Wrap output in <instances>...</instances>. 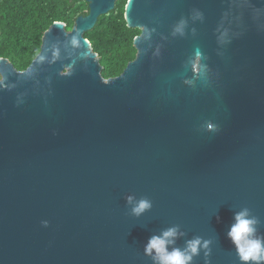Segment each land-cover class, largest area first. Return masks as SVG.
Here are the masks:
<instances>
[{
    "label": "water",
    "instance_id": "obj_1",
    "mask_svg": "<svg viewBox=\"0 0 264 264\" xmlns=\"http://www.w3.org/2000/svg\"><path fill=\"white\" fill-rule=\"evenodd\" d=\"M85 1L26 70L0 58V264H160L153 238L256 264L229 232L247 210L264 242V0H128L110 79L85 34L119 0Z\"/></svg>",
    "mask_w": 264,
    "mask_h": 264
},
{
    "label": "trees",
    "instance_id": "obj_2",
    "mask_svg": "<svg viewBox=\"0 0 264 264\" xmlns=\"http://www.w3.org/2000/svg\"><path fill=\"white\" fill-rule=\"evenodd\" d=\"M127 2L117 1L115 9L100 17L96 26L85 34L99 55L105 79L120 76L137 55L134 41L142 31L128 26ZM73 3L69 0H0V58L8 59L18 71L26 70L40 53L45 32L55 22L65 23L67 30H71L67 15L80 7L79 4L74 7ZM82 15L84 13L75 21Z\"/></svg>",
    "mask_w": 264,
    "mask_h": 264
},
{
    "label": "clouds",
    "instance_id": "obj_3",
    "mask_svg": "<svg viewBox=\"0 0 264 264\" xmlns=\"http://www.w3.org/2000/svg\"><path fill=\"white\" fill-rule=\"evenodd\" d=\"M132 197H129L131 202ZM151 207V202L142 199L133 208V212L137 215L143 213L145 210ZM237 223L229 232V236L233 242L237 245L240 258L244 262H256L259 264L261 260H264V242L260 239H253V233L256 231L255 225L257 220L255 218L249 219L247 210L239 213L236 216ZM175 235V229L169 230L164 233L165 237ZM197 242L190 244V249L193 254L197 252ZM155 250L160 259V264H186L192 257L185 255L179 250L171 253L166 252V240L160 238L151 239L150 243L146 247V252L151 254Z\"/></svg>",
    "mask_w": 264,
    "mask_h": 264
},
{
    "label": "rangeland",
    "instance_id": "obj_4",
    "mask_svg": "<svg viewBox=\"0 0 264 264\" xmlns=\"http://www.w3.org/2000/svg\"><path fill=\"white\" fill-rule=\"evenodd\" d=\"M79 6H80L79 8L75 9L73 12H71L70 14L67 15V17L71 20L70 25H68V26L72 27L71 30L73 29V27H74V25H75V19H76V17H77L80 13H83L85 10H87V9L85 8V4L80 3ZM64 24H65V23H64ZM65 25H66V24H65ZM66 27H67V25H66ZM71 30H69V31H71ZM90 43H91V42H90Z\"/></svg>",
    "mask_w": 264,
    "mask_h": 264
},
{
    "label": "flooded vegetation",
    "instance_id": "obj_5",
    "mask_svg": "<svg viewBox=\"0 0 264 264\" xmlns=\"http://www.w3.org/2000/svg\"><path fill=\"white\" fill-rule=\"evenodd\" d=\"M71 3H73V6L74 7H76L78 4H80V3H83V4H85L86 6H87V10H85L83 13H84V15H82V16H87L88 14H89V11H90V7H89V3L87 2V1H85V0H69ZM117 3V2H116ZM81 17V16H80ZM79 18V17H78ZM77 18V19H78ZM76 22V21H75Z\"/></svg>",
    "mask_w": 264,
    "mask_h": 264
}]
</instances>
